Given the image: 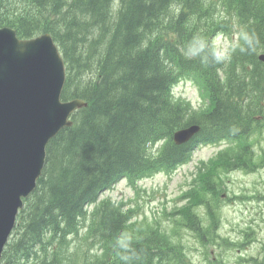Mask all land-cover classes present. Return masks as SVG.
I'll return each instance as SVG.
<instances>
[{
    "label": "trees",
    "instance_id": "1",
    "mask_svg": "<svg viewBox=\"0 0 264 264\" xmlns=\"http://www.w3.org/2000/svg\"><path fill=\"white\" fill-rule=\"evenodd\" d=\"M0 26L13 27L20 38L49 33L65 63L61 99L87 103L48 142L42 173L17 214L0 264H188L186 252L163 230L133 220L138 214L127 203L99 196L123 178L134 184L170 173L201 145L228 143L201 178L214 173L212 161L220 168L249 166V140L261 131L264 110V62L258 58L264 0H0ZM241 27L259 42L223 64L182 54L193 33L213 41ZM189 77L201 85L206 105L173 97V86ZM190 125L199 130L174 143V131ZM196 185L194 179L182 198ZM198 222L190 225L199 240L212 237L209 224ZM80 229L100 255L88 250L81 261L71 255L77 251L71 236ZM122 233L131 238L128 250L117 246Z\"/></svg>",
    "mask_w": 264,
    "mask_h": 264
},
{
    "label": "rangeland",
    "instance_id": "2",
    "mask_svg": "<svg viewBox=\"0 0 264 264\" xmlns=\"http://www.w3.org/2000/svg\"><path fill=\"white\" fill-rule=\"evenodd\" d=\"M235 33L217 35L215 44L226 47ZM221 35L224 39L219 38ZM172 93L174 98L184 99L193 107L206 105L202 87L192 77L181 79ZM260 121L261 131L257 130L249 140L251 156L245 168L215 167L217 162L212 161L214 173L201 178L200 173H207L211 166L209 160L223 154L228 143L201 145L192 150L187 163L170 173L159 171L134 184L123 178L104 190L99 198L127 203L125 208L135 209L133 213L138 214L133 220L163 230L186 252L188 264H264L261 262L264 258V110ZM194 179L197 180L194 192L182 198ZM194 215L199 225L209 224L212 237L205 233V240H199L197 231L190 225L196 219ZM70 245L71 249H77L71 255L78 261L88 250L92 257L100 255L85 229L71 236Z\"/></svg>",
    "mask_w": 264,
    "mask_h": 264
},
{
    "label": "water",
    "instance_id": "3",
    "mask_svg": "<svg viewBox=\"0 0 264 264\" xmlns=\"http://www.w3.org/2000/svg\"><path fill=\"white\" fill-rule=\"evenodd\" d=\"M64 82V61L50 34L20 39L13 27H0V258L23 199L41 175L47 143L86 105L61 100ZM198 129L181 128L173 140L184 143Z\"/></svg>",
    "mask_w": 264,
    "mask_h": 264
},
{
    "label": "clouds",
    "instance_id": "4",
    "mask_svg": "<svg viewBox=\"0 0 264 264\" xmlns=\"http://www.w3.org/2000/svg\"><path fill=\"white\" fill-rule=\"evenodd\" d=\"M219 38L224 39L222 35ZM258 42L256 33L246 27L239 28L224 48L217 46L207 35L197 32L184 42L182 54L186 59L199 60L205 64H223L230 60L234 52L253 50ZM117 246L124 250L130 249V236L122 233L117 240ZM121 259L127 261L128 257L122 256Z\"/></svg>",
    "mask_w": 264,
    "mask_h": 264
}]
</instances>
